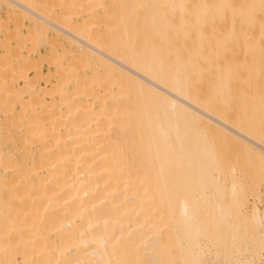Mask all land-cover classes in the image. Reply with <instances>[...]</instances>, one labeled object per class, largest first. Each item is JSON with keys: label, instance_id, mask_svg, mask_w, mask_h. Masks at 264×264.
Returning a JSON list of instances; mask_svg holds the SVG:
<instances>
[{"label": "bare ground", "instance_id": "obj_1", "mask_svg": "<svg viewBox=\"0 0 264 264\" xmlns=\"http://www.w3.org/2000/svg\"><path fill=\"white\" fill-rule=\"evenodd\" d=\"M106 1L4 3L14 30L0 16V30L8 33L0 45L5 53L0 57V264H264L261 136L255 139L256 132L247 129L256 133L251 136L239 128L247 114L237 115L236 128L196 104L180 70L185 65L170 64L156 40L169 26L160 9L183 8L188 0H137L141 13L149 10L145 20L156 40L153 53L142 56L129 47L111 54L87 39L103 21L97 8ZM198 3L205 11L230 10L235 46L246 42L236 54L245 44L244 54H252L238 55L239 61L249 58L236 61L237 95L245 94V85L247 92H256V75L264 69V0ZM81 12L87 16L76 24ZM26 21L31 25L20 33ZM40 39L59 46L48 58L57 79L50 88L40 87L42 80L51 83L50 72L45 76L41 69L43 59H22L25 51L33 54ZM76 48L82 50L80 61L67 62ZM92 61L101 85L92 74H80ZM13 77L21 88L12 85ZM100 90L105 93L94 98ZM228 92L224 82V101ZM134 101L147 155L148 173L142 175L108 135L113 114L123 102L132 106ZM221 136L235 139L242 149L248 184L239 167L221 157L215 141ZM156 204L159 216H153Z\"/></svg>", "mask_w": 264, "mask_h": 264}, {"label": "rangeland", "instance_id": "obj_2", "mask_svg": "<svg viewBox=\"0 0 264 264\" xmlns=\"http://www.w3.org/2000/svg\"><path fill=\"white\" fill-rule=\"evenodd\" d=\"M3 1L4 0H0V16L8 21V8L5 5L6 0L4 1L5 4L3 3ZM110 1L111 3L109 4ZM110 1L107 0L102 4L109 6L110 9L106 6H104L103 8L102 5L99 6L100 8H97V10L99 9L98 12L100 13V16H102V18L104 19H102L103 21H99L96 23L94 34L87 38L91 43L97 45L101 43L102 48L111 54H119V49H122L123 47H129L132 51L136 52V54L142 56L141 52H143L144 54L146 53V55L148 53L151 54L153 45H155V42L157 40L160 52L166 56L170 64L178 65V68H181L182 64L185 65V68H181L180 70L182 71V73L186 74L189 79L190 93L193 96V100L196 104H198L205 110L220 116L221 118H225L228 123L232 124L236 128L240 123L237 121V117L239 115L243 117L244 114H247V119L245 121L243 119L244 122L242 121L240 123L241 126H239V128L242 127L243 129L244 127L243 131L246 130L245 132L248 134L250 133V131L247 129L256 132L257 134L255 133V136L253 135V133H250L249 135L254 136L255 139H259L257 138V136H261V139L259 140L264 144V69L263 72L261 70L258 72H261V77H258L259 74L256 75L261 83L259 87L260 83L258 82V90L256 92H247V89H244V87H247V85L244 86L241 84L242 86H244L243 90H246V92L245 94L241 93V95L239 94L238 96L237 74L235 71V65L237 64V62H241L242 60H244V57H246L244 55H247L248 53L244 54V50H247L245 44L246 49L240 47L239 53L236 54L238 52L237 48L239 46H243L241 45L243 41L241 42V44L239 43V46H235L238 45V41L237 43H235V40H233L235 39L233 38L235 24L231 18L230 10L228 8H210L209 10L205 11L199 6L198 0H188L183 8L178 7L172 9L167 6H163L160 9V12L169 21V26L164 27V35L156 37V40H154L153 42V34L149 33V29H151L152 27H150V23L145 20L146 15L149 14L147 13L149 11L148 9L146 13L145 11L141 13L140 10H138L139 8L137 7V0ZM151 6L152 4H150V7H148L152 9ZM17 9L21 10L20 7H17ZM36 9L41 11L39 8ZM102 10L106 15L108 14V12H111L110 15L106 17L107 19H105L106 15L102 12ZM81 14L82 12L78 14L80 16L77 15L78 18L77 16L74 18V22L76 24H81L83 22L81 20H85L87 16L85 14ZM8 23L10 26V30L13 31L14 22L9 20ZM181 23H183V28L179 27ZM30 25L31 23L29 21H26V27L21 29L20 33H26V29ZM50 27L52 28V31L50 30V33H52L51 36H57V29L53 28L52 26H49V28ZM97 31L103 32L105 34V37L103 39L99 38L97 35ZM6 32L7 31L5 29L0 30V45L2 44V42H5L7 40V38H5L7 37V35L5 36ZM3 33L4 35H2ZM64 36L69 40L71 46H74L75 41L72 38L67 37V35ZM59 40L63 42L65 46H69L68 40L67 42H65L66 39L64 41V37H60ZM244 43H246L245 40ZM29 47H31V45ZM57 47H59L57 44L49 45V43L45 39H40L37 41V47L34 50L33 54L32 51H30L31 53L27 51L23 52L25 53L22 56L23 60L31 59L34 55L35 59L33 60L43 59L44 62H41V69L43 70L44 75L49 76L47 74L48 72H50L51 83H48L47 81L44 82L45 80H42L40 83L41 88H50L51 84L56 83V77L54 76L53 78L56 66L49 65L50 63H48V58L52 51ZM234 47H236V49ZM80 52H82L81 49H74L73 54L68 57L69 59L64 58L63 62L66 63V61L68 62L75 59L80 61ZM28 53L29 55L31 54L30 57H28ZM242 54L244 55L239 61L240 56L238 55ZM254 55L258 56L259 54ZM3 56H5V53L0 49V57ZM259 56L258 57L260 60L261 55ZM258 57L255 60L251 57L250 58L251 60L253 59V61H258ZM248 58L249 57L247 56V59ZM39 60L36 62H40ZM246 60H244V62H248ZM92 63L93 61L89 63L92 66H84V71H81L80 74H82V72L87 75L92 74L97 79L96 84L101 85L103 82V77L99 74L100 69H98L96 63ZM89 68L90 70H87ZM171 70L173 71V68ZM34 73L35 71H32L31 76H33ZM253 81L254 79L251 80V82ZM224 82H227L229 87L227 101H224L222 99L220 93V88ZM11 83L16 88H21V86L23 85L22 83H20V80L17 77H13ZM246 84H248V82ZM100 89L102 90L101 87ZM104 93L105 91H101L98 95H95L94 98L98 99L99 95ZM124 103L125 102H123V104ZM123 104L120 107L121 109H117L116 113L113 114V118H115V120H112L108 123V135L110 134V137L116 139L124 148L122 149L124 161L127 162L129 166L134 164V166H136L137 174H146L148 173V170H146L147 155L145 153L146 150L140 145L142 141V135L138 128L140 120L137 114V107L135 106V101L134 105L132 106ZM17 108L19 109V103H17ZM215 141L219 146L218 150L224 162L227 163V165L235 163L239 167V172L243 174L242 177H245V182L247 183L248 177H246V174H248L247 170L249 169L245 166V155L236 140L229 139L228 137L224 138L221 136ZM260 160L261 159L259 156H255V161L257 163L260 162ZM242 167L244 168L246 174L243 173L244 170ZM156 206L158 205L156 204L153 207V216H159V214L157 213L159 209L156 208Z\"/></svg>", "mask_w": 264, "mask_h": 264}]
</instances>
